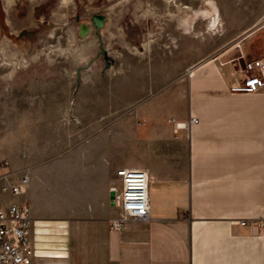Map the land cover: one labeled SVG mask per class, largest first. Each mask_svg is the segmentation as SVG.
I'll return each instance as SVG.
<instances>
[{"label": "crops", "instance_id": "1", "mask_svg": "<svg viewBox=\"0 0 264 264\" xmlns=\"http://www.w3.org/2000/svg\"><path fill=\"white\" fill-rule=\"evenodd\" d=\"M232 72L214 58L184 90L145 91L124 137L103 135L80 174L65 165L48 201L26 194L34 264H264V226L252 224L264 217V88L231 92ZM191 116L199 122L185 127ZM122 167L148 171L150 213L115 225L110 188ZM17 182L0 177V210L22 200L2 190Z\"/></svg>", "mask_w": 264, "mask_h": 264}, {"label": "rangeland", "instance_id": "2", "mask_svg": "<svg viewBox=\"0 0 264 264\" xmlns=\"http://www.w3.org/2000/svg\"><path fill=\"white\" fill-rule=\"evenodd\" d=\"M205 1L0 0V177L27 176L29 198L48 201L65 165L80 174L103 135H126L145 91L184 90L195 65L214 58L240 78L248 60L264 57V0ZM179 4L196 10L190 29Z\"/></svg>", "mask_w": 264, "mask_h": 264}, {"label": "built area", "instance_id": "3", "mask_svg": "<svg viewBox=\"0 0 264 264\" xmlns=\"http://www.w3.org/2000/svg\"><path fill=\"white\" fill-rule=\"evenodd\" d=\"M264 88V57L248 60L239 80L231 92H257ZM191 116L185 127L198 123ZM116 184L110 188L111 201L120 208L121 225L125 219H147L150 213V175L142 168L122 167L116 171ZM30 179L22 176L16 184H3L2 190L15 196H24L29 191ZM123 220V221H122ZM242 221L241 224H247ZM256 227L264 226V217L252 221ZM33 213L29 203L20 200L8 209L0 210V264H34L36 247L33 233Z\"/></svg>", "mask_w": 264, "mask_h": 264}, {"label": "bare ground", "instance_id": "4", "mask_svg": "<svg viewBox=\"0 0 264 264\" xmlns=\"http://www.w3.org/2000/svg\"><path fill=\"white\" fill-rule=\"evenodd\" d=\"M15 0H8V4H11V3H13ZM205 1V0H204ZM209 1V0H208ZM169 2V1H168ZM173 2V1H172ZM207 1H205V3H206ZM174 3V2H173ZM207 4V3H206ZM11 6V5H10ZM186 9L187 10H184V8L182 7V5H178V11H176V12H178L177 14V18H178V20H179V23L181 24V25H183L186 29H190L191 27H192V23H193V17H192V15H196V10H193L191 7H189V6H186ZM184 10V11H183ZM192 11V13L190 14L189 12L190 11ZM166 11V10H165ZM202 11H204L203 9H202ZM174 12V11H173ZM199 12V11H198ZM201 12V11H200ZM170 14H172V11H170L169 12ZM175 13V12H174ZM175 15V14H174ZM194 15V16H195ZM170 16V15H169ZM171 17V16H170ZM173 18V17H172ZM86 55H87V51L86 50H82V53H78V56L80 57V59H84L85 57H86ZM37 224L38 225H40V224H43L41 221H37ZM43 228H40V227H37V231L40 233L41 232V230H42Z\"/></svg>", "mask_w": 264, "mask_h": 264}, {"label": "water", "instance_id": "5", "mask_svg": "<svg viewBox=\"0 0 264 264\" xmlns=\"http://www.w3.org/2000/svg\"><path fill=\"white\" fill-rule=\"evenodd\" d=\"M93 20H94L97 28H100L103 25V23H104L105 17L102 16V15H96V16L93 17ZM256 25H254V26H256ZM254 26H252L251 29ZM251 29L249 28L247 32H249ZM88 32H89V26L87 24H85V23H81L80 36L84 37V36H86L88 34ZM241 37H243V36H241ZM102 50H103V53L105 54V57H106V66H109V56L107 54V51L104 48H102Z\"/></svg>", "mask_w": 264, "mask_h": 264}]
</instances>
